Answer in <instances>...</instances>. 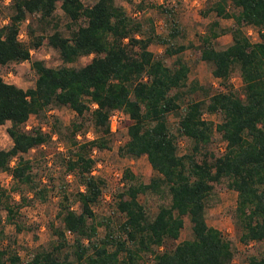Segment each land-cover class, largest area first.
Listing matches in <instances>:
<instances>
[{
    "label": "trees",
    "instance_id": "trees-1",
    "mask_svg": "<svg viewBox=\"0 0 264 264\" xmlns=\"http://www.w3.org/2000/svg\"><path fill=\"white\" fill-rule=\"evenodd\" d=\"M56 2L70 22L82 17L85 24L78 25L69 37L54 30L46 36L47 45L63 63L92 56L80 66L55 68L31 60L36 77L26 89L0 77V125L9 122L5 132L11 141L8 148L0 149V172L7 171L18 187L44 201L45 190L35 179L31 161L22 154L50 136L39 129L26 131L23 125L29 115L40 114L51 104L67 106L79 118L89 113L96 136L78 142L75 133L81 120L69 126L71 149L64 165L81 186L72 194L78 211L63 194L55 213L59 224L49 225L47 244L36 246L24 261L17 252L0 248V264H231L229 240L205 221L213 183L222 179L236 192L238 240L263 246L245 264H264V0H214L207 8L233 20L229 43L214 47L211 40L226 31L211 28L197 48L198 58L209 65L211 76L223 87L215 92L187 80L188 66L180 54L190 44L170 40L178 34L175 24L168 36H161L150 19L145 23L128 16L116 0H95L89 6L81 0H10L8 22L0 26V65L29 60L30 49L40 44L42 36H34L28 26L33 40L25 45L18 39V26L27 15L50 20ZM245 25L257 29V41L251 42L243 33ZM151 43L164 46L163 54L173 58L170 66L148 50ZM234 70L241 81L239 95L228 83ZM114 110L123 112L128 121L127 139L118 153L132 158L144 155L154 175L144 183L129 170L122 172L124 188L117 194L115 209L123 219L116 227L107 220L100 237L93 205L104 181L92 173L90 152L107 147L109 116ZM170 113L177 118V135L190 144L186 153H178L176 133L167 122ZM204 113L216 114L219 120L213 123ZM214 132L223 142L221 154L206 156L203 152L197 158ZM163 191L167 201L149 214L138 195ZM4 195L0 188V201ZM17 195L20 202L14 208L3 205V220L18 232L26 226L15 220L25 201L22 193ZM183 216L190 222V237L159 250L165 241L178 238ZM147 254L150 262L142 263Z\"/></svg>",
    "mask_w": 264,
    "mask_h": 264
},
{
    "label": "rangeland",
    "instance_id": "rangeland-1",
    "mask_svg": "<svg viewBox=\"0 0 264 264\" xmlns=\"http://www.w3.org/2000/svg\"><path fill=\"white\" fill-rule=\"evenodd\" d=\"M95 0H81L84 6L91 5ZM214 0H116L128 16L134 17L136 20H142L146 23L147 19L152 21L155 32L161 36H168L171 25L175 24L178 34L170 39L172 42L188 45L180 57L188 66V81H196L199 84L209 87L211 92L223 90L218 80L211 76L210 67L201 61L197 56V48L203 36L213 28L224 29L226 32L219 34L212 39L214 47L219 48L230 42L231 36L229 28L233 26V20L221 18L215 15L207 8ZM10 0H0V26L8 22L10 15ZM166 9L168 12H164ZM85 20L81 17L75 22H70L64 16L59 8V2L55 3V9L50 20L43 21L38 19V15H27L25 20L20 22L18 26V39L25 45L31 44L33 38L27 33V27L33 28V35L42 36L40 44L30 49V57L28 61L18 63L10 62L0 65V77L3 81L13 83L16 86L26 89L32 87L35 80V73L30 67L31 60H40L45 66L58 67L80 66L88 62L92 55L79 57L73 63H63L56 50L49 47L46 43V36L54 30L59 31L63 36L69 37L71 31L76 29L78 25H84ZM243 33L251 42L258 40L257 29L251 26H242ZM164 46L151 43L148 46L155 56L162 57L166 65H171L172 57L163 54ZM231 90L236 94L241 93V81L236 70L232 71L228 81ZM113 115V116H111ZM109 127L111 125L114 131L107 136L108 145L104 149H93L90 156L93 159L92 173L104 181L102 194L98 201L93 205L94 221L97 224L96 230L98 236L104 234V223L109 220L111 226L116 227L122 221V214L115 209V200L117 194L124 188V180H122V172L129 170L136 178L144 183L154 175L144 155L139 157H127L118 153L117 149L127 139L126 136V115L114 110L111 112ZM203 117L213 123L219 120L216 114L204 113ZM81 120V128L75 133V140L82 142L90 140L96 136L92 126L89 113H85L82 118L67 106L49 105L45 110L37 115H29L23 127L26 131L39 129L49 135V139L43 144L37 145L30 149L27 153L22 154L32 163V172L40 187L45 190L44 201H39L32 197L24 187L17 186L11 179L7 171L0 172V188L5 191L4 197L0 201V214L2 221L0 222V248H8L17 252L22 261L28 258L30 253L38 245H46L50 240L49 225H58L59 220L55 217L58 203L62 200V195L68 197L67 203L71 208L78 211L77 203L74 201L72 194L81 188L73 173L65 170V161L70 154V139L72 122ZM176 115L170 113L167 115V122L170 124L174 133ZM9 122L0 125V149H6L11 145V141L7 136L5 129ZM178 153L183 154L189 151V142L177 135ZM223 142L219 134L214 132L210 142L201 148L200 154H213L217 156L221 154ZM15 159H12L11 164ZM17 188V191H12ZM22 193L25 197L24 203L17 211L15 220L24 224L26 228L15 231L14 227L3 220L5 211L3 205L9 204L14 208L20 202L17 195ZM165 191L161 193L146 192L138 195V201L143 205L149 214H153L159 204L167 201ZM236 192L227 188L226 179H222L218 183H213V188L207 198L205 209V221L209 226L218 229L221 234L229 240L233 249V258L231 264H245L249 256H257L261 253L263 246L259 242L249 241L241 243L238 240L240 229L237 226L234 215ZM64 203V201H63ZM183 225L179 231L178 238L175 241H165L163 247H171L180 240L190 237V222L186 216H183ZM67 239L71 238L67 235ZM150 255H144L142 263H149Z\"/></svg>",
    "mask_w": 264,
    "mask_h": 264
},
{
    "label": "built area",
    "instance_id": "built-area-1",
    "mask_svg": "<svg viewBox=\"0 0 264 264\" xmlns=\"http://www.w3.org/2000/svg\"><path fill=\"white\" fill-rule=\"evenodd\" d=\"M111 115V114H110ZM111 116H113V115H111ZM109 120H110V116H109ZM110 126V125H109ZM109 129H110V127H109ZM110 131H114V128L112 127V125H111V129H110Z\"/></svg>",
    "mask_w": 264,
    "mask_h": 264
}]
</instances>
